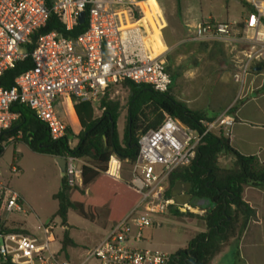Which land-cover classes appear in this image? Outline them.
I'll return each mask as SVG.
<instances>
[{"label": "built area", "instance_id": "2783aa9c", "mask_svg": "<svg viewBox=\"0 0 264 264\" xmlns=\"http://www.w3.org/2000/svg\"><path fill=\"white\" fill-rule=\"evenodd\" d=\"M149 0H0V83L3 75L30 57L32 67L5 89L0 85V143L19 113L16 104L29 106L47 125L52 140L67 134V124L56 109L62 98L72 102H89L99 107L112 86L125 81L147 85L166 93L172 85L164 51L156 53L153 36H161L163 19L154 16V24L146 19L143 4ZM253 8L242 29L237 21L207 19L195 27L193 40L197 42L237 41L247 44L244 61L234 80L242 83L264 64V0H250ZM85 13L87 28L76 37L56 30L40 35L33 50L34 35L47 26L51 16H59L67 32L83 25L79 21ZM249 31L251 34H245ZM202 134L165 114L157 129L141 131L137 159L131 166L128 186L140 195L139 202L118 223L111 224L105 236L83 259L73 263L55 250L57 243L51 223L35 226V232L23 227L12 228L8 221L13 214L27 215L22 198L0 178V201L4 205L0 220V264H171L172 254L159 249H141L147 228L160 226L152 215H164L175 205L166 196L171 173L189 166L197 156L204 135L220 128L230 137L235 120L224 117L219 122H201ZM71 145V142L69 143ZM66 174L71 186H82V159L67 155ZM115 160V162H114ZM107 176L122 180V161L112 155ZM9 228L10 230H6Z\"/></svg>", "mask_w": 264, "mask_h": 264}, {"label": "trees", "instance_id": "16d2710c", "mask_svg": "<svg viewBox=\"0 0 264 264\" xmlns=\"http://www.w3.org/2000/svg\"><path fill=\"white\" fill-rule=\"evenodd\" d=\"M46 1L51 5L52 0ZM241 2L250 6L245 0ZM250 8L253 10L251 6ZM86 28L87 23L67 32L59 16L53 15L47 26L34 35L32 44L27 49L31 52L37 38L42 34L56 30L66 36L76 37ZM31 67L30 57L19 61L14 68L5 72L0 85L5 89L11 88L15 79ZM256 67L264 70V64ZM122 85L130 91L123 137L117 127L122 113L121 103L109 96L116 86H112L101 100L98 107L100 116H96V105L73 101L80 131L74 134L68 127L66 136L57 141L52 140L47 125L29 106L16 103L12 107L13 112L19 113V118L3 134L1 142L21 134L34 152L54 158L70 155L86 160L82 165V186L69 185L67 177L64 176L61 178L60 190L54 196L58 201L56 216L62 219L63 224L67 223L70 210L78 212L92 223H97L99 210L105 208L107 221L115 224L135 207L140 195L126 182L107 176L108 163L112 155L122 162L134 163L139 151V132L157 129L165 114L173 116L200 134L205 130L201 124L205 121L202 115L178 101L171 90L160 93L150 86L130 81H125ZM73 138L77 140L75 146L69 144ZM3 152L4 148L0 143V157ZM221 155H233L236 160L231 167H222L219 162ZM178 185L187 191L193 207L201 200L207 202V206L202 209L204 216L200 218L207 231L198 234L188 247L173 253L171 264H211L230 238H238L247 224L257 219L256 211L245 202L243 193L246 187L264 190V162L257 156L243 155L234 150L229 138L221 130L218 133L208 132L198 147L196 159L189 166L177 168L171 173L166 191L168 198L173 196V188ZM3 209L4 205L0 201V220ZM170 212L174 216H194L188 211L175 210L174 206L170 207ZM221 240L226 243L221 244ZM70 247H76V243L66 232L62 240V250L66 251ZM236 259L239 260L238 253Z\"/></svg>", "mask_w": 264, "mask_h": 264}, {"label": "rangeland", "instance_id": "374dc122", "mask_svg": "<svg viewBox=\"0 0 264 264\" xmlns=\"http://www.w3.org/2000/svg\"><path fill=\"white\" fill-rule=\"evenodd\" d=\"M157 3L159 10L155 15L162 14L167 24H176L178 27L184 24L186 30L209 17L218 21H237L238 23L241 21L243 23L251 10L250 6L244 5L241 0H157ZM172 59H174L173 54ZM217 88L219 86H214L208 90V93L214 96ZM129 95V89L122 84L116 86L109 95L110 99L119 101L122 106L121 117L117 122L122 137L127 123ZM67 104V101L59 100L56 109L73 133L78 134L80 127L73 107L71 110ZM95 111L96 116H100L101 111L98 106H95ZM218 130V128L213 129V132L218 133ZM76 143L77 140L73 138L71 146H75ZM85 161L82 159V163ZM219 162L222 167L233 165L226 155H221ZM122 170V182L127 183L131 177V166L128 161L122 162ZM0 178L22 198L23 205L28 211L27 215H11L8 226L13 223L19 224L26 230L35 232V226L39 223L44 225L55 223L57 243L54 248L55 250L62 248V240L67 232L75 241L76 247L63 250V255L70 258L73 263L83 259L87 252L101 241L111 225L107 221L105 208L99 210L100 217L97 223L84 219L74 210L68 212L67 223H62V219L56 216L58 201L54 198L60 190L62 178L57 164L51 156L32 151L21 134L13 137L11 142L4 143V152L0 157ZM186 192L181 185L173 188L174 208L181 212L188 211L194 216L187 214L174 216L170 210L164 215H152V219L160 226L149 227L145 230L146 241L138 244L141 249H159L167 253H175L188 247L198 234L207 231L204 221L200 219L204 216L202 209L207 206V202L201 200L193 207L190 201L185 206L183 202L189 201ZM89 264H97V262L91 261Z\"/></svg>", "mask_w": 264, "mask_h": 264}, {"label": "crops", "instance_id": "0c3cea01", "mask_svg": "<svg viewBox=\"0 0 264 264\" xmlns=\"http://www.w3.org/2000/svg\"><path fill=\"white\" fill-rule=\"evenodd\" d=\"M245 1L250 4V0ZM143 10L145 20L148 19L155 27L154 16H157L155 14L159 10L157 0L143 4ZM247 15L243 23L239 21L243 28ZM161 17L164 21L163 29L161 36L157 30L153 36L154 48L156 53L164 51L172 77V95L190 110L200 113L206 122H219L224 117L233 118L235 124L229 137L231 147L240 154L257 156L264 162V70L253 72L242 83H237L233 77L243 64L246 42H197L193 40L195 27L204 19L186 30L184 24L181 27L167 24L162 14ZM209 19L218 21L212 17ZM246 33L251 34L245 31L244 35ZM214 86L219 88L211 96L208 90ZM61 101H67L68 108L72 110L73 102L69 98H62ZM218 129L219 132L221 129ZM235 160L233 155L228 156L231 163ZM187 197L189 201L183 202L185 206L190 202V197ZM243 197L256 211L257 219L250 221L238 238H230L211 264H264V190L246 187ZM171 198L175 201L174 193ZM13 224L9 226L23 227ZM224 243L226 241L221 240V244ZM237 253L239 260L236 259Z\"/></svg>", "mask_w": 264, "mask_h": 264}, {"label": "water", "instance_id": "95a60500", "mask_svg": "<svg viewBox=\"0 0 264 264\" xmlns=\"http://www.w3.org/2000/svg\"><path fill=\"white\" fill-rule=\"evenodd\" d=\"M85 19H86V15L83 12L79 16L80 23L83 24L85 22ZM254 69H255V71H261L262 70L261 67H255ZM55 163L57 164V167L60 171L61 176L64 177L66 174V160H65V158L57 157V158H55Z\"/></svg>", "mask_w": 264, "mask_h": 264}]
</instances>
